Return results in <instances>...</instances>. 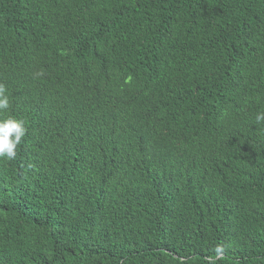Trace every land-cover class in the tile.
Instances as JSON below:
<instances>
[{
	"label": "trees",
	"instance_id": "trees-1",
	"mask_svg": "<svg viewBox=\"0 0 264 264\" xmlns=\"http://www.w3.org/2000/svg\"><path fill=\"white\" fill-rule=\"evenodd\" d=\"M0 264H264V0H0Z\"/></svg>",
	"mask_w": 264,
	"mask_h": 264
},
{
	"label": "clouds",
	"instance_id": "clouds-1",
	"mask_svg": "<svg viewBox=\"0 0 264 264\" xmlns=\"http://www.w3.org/2000/svg\"><path fill=\"white\" fill-rule=\"evenodd\" d=\"M6 91V86L0 83V112L9 108V98ZM256 122H264V111L257 113ZM26 132L27 128L23 119L11 115L0 118V158L9 161L14 160ZM223 254L224 247L218 244L214 249V255L206 258L207 264H217L218 260L223 259Z\"/></svg>",
	"mask_w": 264,
	"mask_h": 264
}]
</instances>
